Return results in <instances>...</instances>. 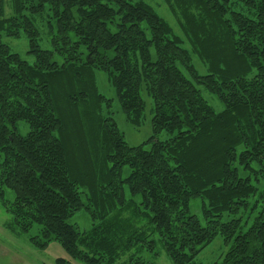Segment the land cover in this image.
<instances>
[{"label": "trees", "instance_id": "16d2710c", "mask_svg": "<svg viewBox=\"0 0 264 264\" xmlns=\"http://www.w3.org/2000/svg\"><path fill=\"white\" fill-rule=\"evenodd\" d=\"M163 1L190 50L142 1L9 0L5 18L0 0V203L33 247L55 241L79 264H154L155 236L171 264H199L217 236L227 250L215 264H264V206L244 231L238 217L258 193L251 176L264 178V0ZM46 12L56 27L49 25L52 51L38 43L36 21ZM21 33L32 65L2 41ZM94 70L107 75L131 125L142 124V93L151 99L148 150L128 146L102 114L110 100ZM197 87L223 110L216 113ZM18 122L27 125L24 136ZM162 133L169 138L159 140ZM259 196L264 202V185ZM193 198L201 199L205 226L188 215ZM81 209L88 231L68 223ZM223 215L231 219L221 222Z\"/></svg>", "mask_w": 264, "mask_h": 264}, {"label": "rangeland", "instance_id": "374dc122", "mask_svg": "<svg viewBox=\"0 0 264 264\" xmlns=\"http://www.w3.org/2000/svg\"><path fill=\"white\" fill-rule=\"evenodd\" d=\"M136 1H142L148 4L154 10V12L170 26L173 33L183 39V48L190 50L188 44L185 42L184 36L178 26L175 16L172 14L163 0H132V2ZM11 14L12 13L9 0H4V17L9 18ZM48 14L49 12H46L41 18L37 19L36 27L38 28L40 34L38 42L40 49L45 51H52L49 25L51 24L53 32L56 31V27L52 23V20L49 19ZM70 39L72 41L76 40L72 33H70ZM2 41L9 47L12 53L17 54L22 60L30 65L34 63V56L28 54V41L24 34L21 33L20 36L15 39L2 36ZM83 50L82 52H84ZM152 56H154L153 52ZM191 60L194 68L198 71L199 75H205L206 69L199 62L198 58L194 55H191ZM52 61L57 63L58 65H61L63 63V59L59 55L54 53L52 55ZM94 77L98 92L106 99L110 100V108L108 110L103 109L102 114H110V117H112V119L114 120V123L116 124L119 132L123 135L124 141L128 146L136 147L139 145H143L144 149L148 150L151 144L147 143V141L152 135L151 118L153 103L151 99L145 94V92L142 93V98L145 102L143 121L139 127H135L126 121L125 116L122 113L120 105L117 101L115 91L108 81L107 75L101 71L94 70ZM197 88L200 90L201 95L205 99V101L216 113H219L223 110V104L213 94H210L202 87ZM17 127L19 133L22 136H24L28 131L27 125L23 122H18ZM158 138L159 140L163 141L168 139L169 135L166 133H162ZM253 168L257 169L256 166H253ZM129 173V167H123L121 178L125 179L129 175ZM239 176L241 178L247 177L248 171L239 169ZM258 178L259 182L257 183L255 180V176H251L252 183L258 188L257 195L249 200L250 206L248 210L241 211L238 215V217L242 221L241 225L243 231L248 228L253 218L264 206V202L259 196V193L261 192L264 185V178H262L261 176H258ZM123 190L126 199H132L134 204L136 205L140 203V197H132L126 185L123 186ZM5 197L7 201L11 202L14 198V194L10 190H6ZM82 200L84 203H86L84 196H82ZM256 201L258 202V207L256 210H252V207ZM188 215L195 216L199 220V222L203 226H205V221L202 218L201 213L200 198H193L190 200ZM123 218H125V220H129L130 222V215L124 214ZM230 219L231 217L229 215H223L221 222H226ZM139 222H134L136 227L141 226ZM68 223L75 226L81 232L88 231L91 228L90 216L84 209L75 212L73 216L68 219ZM141 223H144V221H141ZM29 235L30 234L22 235L18 232L15 226H13L12 216L4 211L0 203V264H55V260L59 258L69 260L72 264H79L71 261L64 250L61 248V246L55 241H52L46 249H36L29 242ZM153 240L157 243L155 249L157 257L153 260V263L171 264L169 258L162 250L161 244L158 242L159 238L155 236L153 237ZM226 250L227 248L224 246L222 238L220 236H217L199 253L196 258V262L199 264L220 263L222 256L226 252Z\"/></svg>", "mask_w": 264, "mask_h": 264}]
</instances>
